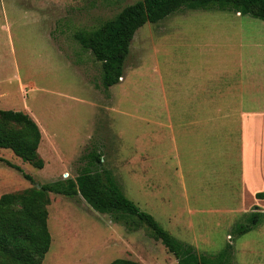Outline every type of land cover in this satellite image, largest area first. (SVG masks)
<instances>
[{
    "label": "rangeland",
    "instance_id": "1",
    "mask_svg": "<svg viewBox=\"0 0 264 264\" xmlns=\"http://www.w3.org/2000/svg\"><path fill=\"white\" fill-rule=\"evenodd\" d=\"M137 1L0 0V109L36 122L44 167L10 150L0 157L46 184L100 155L123 194L198 254L229 246L230 264H264V203L243 191L239 132L242 113L264 111V21L183 9L146 24L105 89L101 64L74 35ZM257 91L261 101H249ZM32 187L0 162V197ZM255 208L260 224L234 235ZM47 211L42 264H176L144 225L99 214L79 195L50 194Z\"/></svg>",
    "mask_w": 264,
    "mask_h": 264
},
{
    "label": "trees",
    "instance_id": "2",
    "mask_svg": "<svg viewBox=\"0 0 264 264\" xmlns=\"http://www.w3.org/2000/svg\"><path fill=\"white\" fill-rule=\"evenodd\" d=\"M233 12L264 21V0H139L124 7L112 20L94 30L75 33L80 45L91 51L101 64V82L105 89L119 83L130 43L141 27L156 24L180 10ZM42 135L36 122L21 111L0 109V149L10 150L24 163L42 169L38 153ZM89 161L73 179L36 184L22 169L0 157V162L18 171L33 187L0 197V264H42L49 251L51 236L47 226L50 194L80 196L99 214L122 219L126 224L144 225L154 240L176 260V264H230L231 251L226 246L215 256L198 254L166 231L155 218L128 199L105 169L100 168V155L90 153ZM264 199V187L255 194ZM248 215L245 224L233 230L242 236L258 226L263 213L259 208ZM110 264H142L128 259H115Z\"/></svg>",
    "mask_w": 264,
    "mask_h": 264
},
{
    "label": "crops",
    "instance_id": "3",
    "mask_svg": "<svg viewBox=\"0 0 264 264\" xmlns=\"http://www.w3.org/2000/svg\"><path fill=\"white\" fill-rule=\"evenodd\" d=\"M263 80V79H262ZM249 101L260 102V93H249ZM262 121V124H259ZM240 165L243 191L260 192L264 187V111H248L240 116ZM261 175L259 184L255 185ZM264 203V199L260 200Z\"/></svg>",
    "mask_w": 264,
    "mask_h": 264
}]
</instances>
